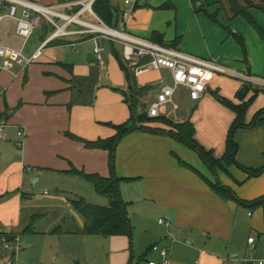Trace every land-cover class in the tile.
Listing matches in <instances>:
<instances>
[{
	"label": "crops",
	"instance_id": "crops-1",
	"mask_svg": "<svg viewBox=\"0 0 264 264\" xmlns=\"http://www.w3.org/2000/svg\"><path fill=\"white\" fill-rule=\"evenodd\" d=\"M45 1L42 4L58 5L59 10L75 14L70 10L80 0ZM240 3L248 8L250 18L235 15L228 0H139L133 8L125 0H112L113 7L123 13L115 28L264 78V0ZM83 17L98 22L91 13ZM9 20L13 27L6 25V35L3 28V40L22 48L16 22L7 19L4 27ZM70 28L81 27L72 24ZM53 31L44 19L24 45L25 55L32 56ZM56 40L63 43L49 42L42 56L29 66L0 69V122L6 123V135L0 138V228H10L18 237L21 231H33L22 227L30 219L25 209L45 198L38 186L53 176L59 181L58 191L60 187L62 191L59 195L46 191L51 200L47 207L53 200L64 199V192L75 196L67 203L80 198L79 182L87 180L71 172L77 169L117 177L129 197L160 211L159 223L167 227L166 244L160 248L162 232L158 231L149 241H160L154 250H160L161 264L166 247L170 250L169 264H247L248 259H264V202H255L264 197V170L258 175L249 173L264 168V114L249 126L264 110V91L254 89L240 97L243 89L238 79L213 73L206 76L208 85L202 99L192 100L188 89L179 86L174 102L165 105L158 116L176 124L191 121L196 141L221 160L237 118L226 101H249L247 126L234 130L238 144L234 164H224L214 172L194 149L169 134L173 126L164 121L137 123L120 139L112 162L109 150L88 148L70 135L91 141L116 137L115 126L133 125L130 102H144L149 114L162 85L174 84L172 73L159 69L136 77L138 87L149 91L135 94L117 55L125 61L123 43L101 33ZM99 46L103 48L100 63L89 62L87 53H95ZM125 64L132 71V65ZM20 128L26 131L22 139ZM18 140L24 141L22 147ZM63 181L67 186L60 184ZM218 181L232 189L242 203L221 197L210 185ZM109 237L122 248L132 241L131 235ZM251 237L255 238L253 243ZM18 253L4 263L1 258L0 264L15 260ZM133 262L134 256L130 264Z\"/></svg>",
	"mask_w": 264,
	"mask_h": 264
},
{
	"label": "built area",
	"instance_id": "built-area-1",
	"mask_svg": "<svg viewBox=\"0 0 264 264\" xmlns=\"http://www.w3.org/2000/svg\"><path fill=\"white\" fill-rule=\"evenodd\" d=\"M5 2L4 11H0V69L13 71L16 67L25 68L39 59L43 54L44 47L52 40L70 35H84L91 33H101L115 41L123 43V56L125 61L132 65L135 77L151 70L167 69L172 73L174 84H163L157 94L156 100L151 104L149 115L158 117L161 115L162 108L168 103L174 102V95L179 86H185L189 91L192 100L198 101L203 98L207 90L208 80L206 76L219 73L238 79L241 88L251 87L259 91H264V78L254 76L249 73L230 69L216 59L209 60L200 58L176 48L164 44H158L146 39L135 37L125 33L123 30L106 25L95 13L93 3L95 0H80L81 8L75 14H68L59 10L58 5L42 4L33 0H0ZM139 0H125V4L132 8ZM85 13L94 15L98 22H92L83 17ZM7 19L16 22V34L22 38V48H15L7 45L3 40L4 22ZM42 19L47 20L54 28L53 33L43 43V45L32 55L27 56L23 51L26 42L32 37L36 28L41 24ZM72 24H77L80 29H71ZM97 26L106 28L100 30ZM101 46L96 48L95 55L101 60ZM175 107L178 105L175 103ZM26 131L20 128L18 135L24 138ZM6 135V123L0 122V138ZM23 140H18L17 145L22 147ZM0 236L6 248L12 247L11 242L15 243V251L21 249V241L9 228H0ZM10 238H12L10 240ZM251 243L254 237L249 239ZM164 257L163 264H169V247L162 249ZM0 257V263H1ZM14 258L7 264H14ZM151 264H157L151 262ZM247 264H264V259L252 258L247 260Z\"/></svg>",
	"mask_w": 264,
	"mask_h": 264
},
{
	"label": "rangeland",
	"instance_id": "rangeland-1",
	"mask_svg": "<svg viewBox=\"0 0 264 264\" xmlns=\"http://www.w3.org/2000/svg\"><path fill=\"white\" fill-rule=\"evenodd\" d=\"M4 5L5 2L0 1V11H4ZM85 18L88 19L86 16ZM90 20L97 23L94 19ZM6 25L10 29L13 23L10 20L5 23V35L8 32ZM56 179V176H53V179L41 182L38 188L41 187L39 192L46 195L45 198L38 199L34 194L33 197H37L38 200L34 204H28V208L25 209V214L30 215V219L27 223H22V227H31L33 231L20 232L21 250L15 255L14 264H130L132 256L133 264H150L151 261L162 263L160 250L147 251L149 245L154 242L149 241L153 232H162L159 236V239H162L160 248L166 244L164 237L167 227L159 223L160 211L152 208L146 201L140 202V199L129 197L125 186L122 185L120 191L132 224V241L129 240L127 247L122 248L120 244L114 243L111 237L80 232L84 228V218L71 202L67 203L70 198L75 197L74 195L64 192V199L53 200L51 207H47L51 200L49 195L45 194L46 191L50 195H59L62 191V187L58 191L59 181ZM80 181L78 187L79 192H82L80 198L92 204L102 206L109 204L108 198L98 194L92 183ZM60 184L67 186L65 181ZM3 228L7 230L6 227ZM11 244L12 247L7 249L0 240V256L3 263L15 252V243L12 241Z\"/></svg>",
	"mask_w": 264,
	"mask_h": 264
},
{
	"label": "trees",
	"instance_id": "trees-1",
	"mask_svg": "<svg viewBox=\"0 0 264 264\" xmlns=\"http://www.w3.org/2000/svg\"><path fill=\"white\" fill-rule=\"evenodd\" d=\"M59 1L64 2L66 0ZM228 3L235 15H243L250 18L248 8L243 6L240 3V0H228ZM80 8L81 4H77L73 6L70 12H77ZM93 9L95 13L108 26L115 28L119 26L121 21L123 20V13L119 12L118 9L113 7L112 0H95L93 3ZM253 24L256 25L259 29V26L256 23ZM51 43L57 45L63 43V41L55 39ZM117 55L120 58L122 66L126 71L130 87L134 91V93H140L141 95L147 94L149 90L138 87L134 73L130 68H128V66H126L125 61L118 52ZM250 90L254 89L249 86L246 87L239 92V96L242 97L243 93ZM138 100L139 99H133L130 102V108L132 110L131 121L133 122V125L129 126L128 124H122L115 126L118 130V134L116 135V137L91 141L82 139L72 134L70 135V133H68V135H70L75 140L84 142L88 148H100L109 150L113 162L115 160V153L120 139L124 134L132 130L135 125H137V123L164 121L165 123L173 126L172 130H169V134L194 149L214 172H216L217 168L223 167L224 164L231 165L237 162L236 156L238 144L234 141V130L240 127L247 126L245 123V116L250 104L249 101L241 104H235L228 100L226 101V104L237 113V118L230 133L227 153L223 159L218 160L214 157L211 151H207L200 143L196 141V139L194 138L195 127L191 121L176 124L167 118L150 117L146 109V104L144 102H139ZM262 114H264V110L258 112L256 118L254 119V122L249 126H252L253 124L259 122V117ZM141 128L150 130L149 127H145L143 125L141 126ZM263 170L264 168L250 170L249 173L252 175H258ZM71 172L81 176L82 178L92 183L96 192L106 196L109 201V204L107 206H102L89 203L82 197L71 199V203L76 208V210L84 217L85 220L84 228L80 232L83 234L103 237L116 235L132 236V224L126 210V204L124 203L121 196L118 178L115 176L104 177L100 174L86 173L85 171H80L77 169H73ZM210 185L221 197L225 199H233L242 203V200L238 198L235 192L221 182L218 181L216 183H210ZM255 202H264V197L256 200ZM11 239L12 238H10V240Z\"/></svg>",
	"mask_w": 264,
	"mask_h": 264
},
{
	"label": "water",
	"instance_id": "water-1",
	"mask_svg": "<svg viewBox=\"0 0 264 264\" xmlns=\"http://www.w3.org/2000/svg\"><path fill=\"white\" fill-rule=\"evenodd\" d=\"M87 57H88V61L89 62H95V63H100V60L96 57L94 52H88L87 53ZM1 197V195H0ZM160 243V241H155L153 243H151L148 247V251L152 252L154 250V248ZM188 243H192V241L190 239H188ZM79 264V263H78Z\"/></svg>",
	"mask_w": 264,
	"mask_h": 264
},
{
	"label": "bare ground",
	"instance_id": "bare-ground-1",
	"mask_svg": "<svg viewBox=\"0 0 264 264\" xmlns=\"http://www.w3.org/2000/svg\"><path fill=\"white\" fill-rule=\"evenodd\" d=\"M97 28L100 29V30H105L106 29V28L100 27V26H97Z\"/></svg>",
	"mask_w": 264,
	"mask_h": 264
}]
</instances>
